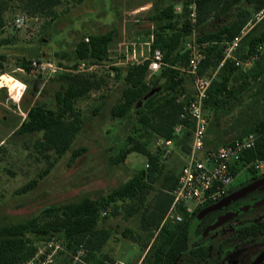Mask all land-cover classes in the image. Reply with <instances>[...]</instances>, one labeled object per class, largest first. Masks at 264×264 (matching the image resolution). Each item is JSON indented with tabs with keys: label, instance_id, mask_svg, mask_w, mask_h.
Listing matches in <instances>:
<instances>
[{
	"label": "trees",
	"instance_id": "trees-1",
	"mask_svg": "<svg viewBox=\"0 0 264 264\" xmlns=\"http://www.w3.org/2000/svg\"><path fill=\"white\" fill-rule=\"evenodd\" d=\"M60 1L28 0L27 7L34 12L47 13ZM192 5L195 6L194 11ZM242 5H255L256 12H259L264 8V0H184L182 12H177L174 3L155 6L151 17L153 30L149 34L154 35L152 50L158 48L163 52V65L151 78H148L149 60L116 67L117 78L122 79L124 86L120 101L111 108L112 116L128 119L136 112L140 121L160 137L174 140L177 149L185 152L190 150L194 124L190 117L183 118L182 114L193 93L186 92V78L181 72V68L189 62L190 50L183 49L182 44L195 28H199L196 41L205 44V58L200 73H211L219 68L205 100L210 120L206 145L214 149L233 137L254 133L255 147L243 153L233 166V171L237 173L249 165L250 171L258 172L254 162L264 161V115L251 120L240 133L230 138H223L221 133L222 119L231 106L242 105L248 97H255V101L264 100V54L248 69L236 65L235 61L245 60L255 52L259 44L264 43V17L244 36L234 52V58L226 59L221 65L225 56V43L235 38L252 19V12ZM2 12L0 6V29L4 26ZM220 16L233 18L214 29L209 28L210 20ZM202 25L207 26L203 28ZM260 26V31H257ZM114 38L115 29L90 34L89 41H85V36H82L76 43L77 61L89 65L108 62ZM28 65L23 61L21 67L29 68ZM2 67L0 62V69ZM65 79L66 83L54 96L56 107L41 103L32 105L27 109V118L18 128L21 134L41 133L42 138L36 142V146L53 150L59 156L72 150L77 135L83 129L84 115L76 107V100L93 90L101 89L106 82L96 74L80 71H68ZM139 103L142 104L137 107ZM101 108L99 105L96 110ZM182 123L186 127L181 134H176L175 127ZM85 150V147H79L73 150V154L79 155ZM132 152L147 157V168L137 171L106 193L95 198L85 196L76 201L51 205L25 220L0 224V264L24 262L34 254L36 240L56 237L67 241L68 254L75 256L84 250L86 254L83 259L87 263L95 260L96 264H103L97 260V253L112 237V229L99 226V220L102 212L111 206L114 207L111 214L117 215V202L121 200L133 201L128 206L127 217L137 215L140 219L138 229L142 233L126 227L122 235L142 246L145 256L141 264H174L185 248L189 224V221H164L173 200L170 192L176 186L179 175L172 171L169 164L161 162L160 156L154 154L145 142L132 135L128 138L127 146L115 157V162H124ZM36 183L33 180L22 187L20 192H27ZM62 264H66V261Z\"/></svg>",
	"mask_w": 264,
	"mask_h": 264
},
{
	"label": "rangeland",
	"instance_id": "rangeland-1",
	"mask_svg": "<svg viewBox=\"0 0 264 264\" xmlns=\"http://www.w3.org/2000/svg\"><path fill=\"white\" fill-rule=\"evenodd\" d=\"M182 1L61 0L52 11L41 13L29 9L28 0H0L4 18V26L0 29V62L3 64L0 69V224L25 220L51 205L76 201L85 196L98 197L147 168V157L138 152L129 154L124 162H115V157L127 146L131 135L145 142L176 175L181 172L186 158L184 151L174 152V145L160 144V136L141 122L136 112L128 119H118L112 116L111 108L120 101L124 86L122 79L117 78L116 67L132 64V54L141 60L150 53L154 35L149 32L153 30L151 17L154 7L174 3L177 12H182ZM191 7L194 11L195 6ZM242 7L252 12V19L256 17L255 5ZM21 14L27 17V21L16 26L15 19ZM232 18L215 17L208 27L214 29ZM110 29H115L114 42L109 50L110 60L98 64L91 71H80L96 74L106 82L101 89L76 100V107L84 115V125L72 150L59 156L53 150L37 147L36 142L42 134H21L18 128L32 105L41 103L56 107L54 96L66 83L68 71L57 69L50 74L51 69L88 66L76 59L77 41L82 36L87 41L90 34ZM260 29L261 26L257 31ZM198 33L199 28H195L185 38L182 48L189 49L196 43ZM33 60L45 64L46 68L34 67L31 64ZM23 61L29 64V68L21 67ZM181 72L186 78V92L193 93V75L187 71V66L182 67ZM119 73L122 76L121 71ZM99 105L102 108L98 111ZM262 115L264 100L255 101V97H248L242 105L231 106L222 119L223 138L240 133L251 120ZM79 147L86 150L74 155L73 150ZM249 167L242 169L241 176L250 171ZM257 169L263 172L264 162L262 168ZM33 180L37 182L33 188L21 193L20 189ZM132 203L131 200L118 201L117 215L111 214L114 208L111 206L107 210L108 215H102L99 220V226L112 229V237L97 253V260L103 264H122L120 260L126 264H138L145 253L139 243L122 235L126 227L139 231V216L127 217L128 206ZM66 245L67 241L62 237L36 240L34 254L19 264H62L65 261L66 264H96L95 260L87 263L83 259L84 250L75 256L68 254Z\"/></svg>",
	"mask_w": 264,
	"mask_h": 264
},
{
	"label": "built area",
	"instance_id": "built-area-1",
	"mask_svg": "<svg viewBox=\"0 0 264 264\" xmlns=\"http://www.w3.org/2000/svg\"><path fill=\"white\" fill-rule=\"evenodd\" d=\"M263 17L264 8L257 13L255 18L251 19L246 24L235 38L225 43V56L221 65L226 59L234 58V52L240 46L244 36ZM26 21L27 17L21 14L15 19L14 23L16 26H22ZM150 36L153 37L152 35ZM87 41H89V38H87ZM204 47L205 44L198 42L189 46L190 53L187 71L194 77V91L190 101L184 106L182 117H190L194 127L191 132L190 150L186 152V159L179 174L177 184L170 192L173 200L164 221L180 220L182 210L192 211L194 206L212 204L226 196L236 178L242 173V170L235 173L233 171V166L241 159L245 151L254 148L256 144V135L250 133L242 137H233L229 142L219 145L214 149H209L206 145L210 120L206 113L205 100L208 97V90L219 68L211 73H200L201 63L205 58V53L203 51ZM149 50V55L143 57L141 60L137 59V57L134 56L135 54H132L134 57V62L132 64H138L145 60H149L148 78H151L159 72L163 65V52L158 48L152 50L151 46ZM263 53L264 43H261L256 48L255 52L245 60L235 59L236 65L248 69L256 60L260 59ZM31 64L34 67H39V69L46 68L45 64L39 63L38 60H33ZM47 64L53 67L51 63ZM97 66L98 64L79 66L78 69H65L57 66L51 69L50 74L56 72L57 69L62 71H91ZM185 127L186 125L183 123L178 124L175 127V133L181 134ZM160 144L172 146L174 140L160 137ZM263 162L264 161L257 160V168L261 169ZM191 203L193 205H191ZM107 214V210L102 212L103 216Z\"/></svg>",
	"mask_w": 264,
	"mask_h": 264
},
{
	"label": "flooded vegetation",
	"instance_id": "flooded-vegetation-1",
	"mask_svg": "<svg viewBox=\"0 0 264 264\" xmlns=\"http://www.w3.org/2000/svg\"><path fill=\"white\" fill-rule=\"evenodd\" d=\"M183 221L185 248L174 264H264V171L240 174L218 202L170 220Z\"/></svg>",
	"mask_w": 264,
	"mask_h": 264
},
{
	"label": "crops",
	"instance_id": "crops-1",
	"mask_svg": "<svg viewBox=\"0 0 264 264\" xmlns=\"http://www.w3.org/2000/svg\"><path fill=\"white\" fill-rule=\"evenodd\" d=\"M173 145H174V147H175V144H173ZM173 145H172V146H173ZM172 149H174V150H173L174 152H177V150H180V149H177V148H172ZM184 152H185V151H184ZM185 153H186V152H185ZM185 159H186V158H185ZM184 162H185V161H184ZM183 164H184V163H183ZM179 174H180V173H179ZM179 174H178V175H179ZM119 262H120V263H123L124 260H120Z\"/></svg>",
	"mask_w": 264,
	"mask_h": 264
},
{
	"label": "water",
	"instance_id": "water-1",
	"mask_svg": "<svg viewBox=\"0 0 264 264\" xmlns=\"http://www.w3.org/2000/svg\"><path fill=\"white\" fill-rule=\"evenodd\" d=\"M152 92H153V91H152ZM152 92H151V93H152ZM250 188H252V187H250ZM244 191H245V190H244ZM244 191H243V192H244Z\"/></svg>",
	"mask_w": 264,
	"mask_h": 264
}]
</instances>
